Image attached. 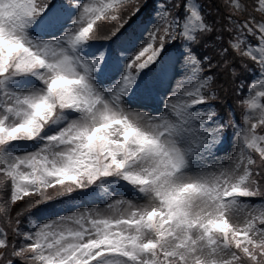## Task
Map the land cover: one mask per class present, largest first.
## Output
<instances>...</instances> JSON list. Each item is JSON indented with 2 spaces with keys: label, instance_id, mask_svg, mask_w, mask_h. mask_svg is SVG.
<instances>
[{
  "label": "snow or ice",
  "instance_id": "1",
  "mask_svg": "<svg viewBox=\"0 0 264 264\" xmlns=\"http://www.w3.org/2000/svg\"><path fill=\"white\" fill-rule=\"evenodd\" d=\"M146 3L0 0V264H264V0H157L139 41L93 48ZM221 75L246 93L239 123ZM97 190L108 214L41 222Z\"/></svg>",
  "mask_w": 264,
  "mask_h": 264
},
{
  "label": "trees",
  "instance_id": "2",
  "mask_svg": "<svg viewBox=\"0 0 264 264\" xmlns=\"http://www.w3.org/2000/svg\"><path fill=\"white\" fill-rule=\"evenodd\" d=\"M54 3H58L60 2V0H53ZM144 0H141V3H143ZM157 5V0H147V3L145 4V6L141 9V11L135 15L130 23L128 25L125 26V28L122 30L121 35L119 36L118 39H113L111 41H105L103 39L94 41L93 44H110L112 47H115V44L118 42V40L125 36L128 35L130 32L136 33V28H135V24L136 23H140V24H144L148 22V19L150 17H152L153 13L155 12V8ZM207 7V5L205 6ZM216 7V5H213V8ZM131 10V7H129V11ZM223 14V9H221V15ZM213 17H210V19H212ZM150 20V19H149ZM105 27H107V25H105ZM254 42V41H253ZM170 53L175 54V49H169L168 50ZM249 63V67L255 69V64H253L251 61L248 62ZM240 80L244 81L245 84V89H247V86L249 84V82L253 79L252 74H249L247 72H242L241 73V77L239 78ZM219 80H223L226 88H227V92L225 93L224 91H221L220 95L222 97V100L224 101L223 103H217L216 104V108L217 110L220 112L221 115H224L226 113L227 109H232L235 111V118L236 121H240L241 120V109L237 107V100H239L241 98V95L246 94H238L237 88H238V83L239 80L237 81H233L231 79H225L223 75H221V77L219 78ZM219 82V81H218ZM233 129H229V135H231ZM59 189H48V194L49 195H55L56 191H58ZM78 193V192H77ZM80 193H85V192H80ZM10 194H11V187H10V183L9 186L7 188L6 191H4L3 193H0V197H2V199H0V203H3L6 200L10 199ZM76 194V193H74ZM73 194V195H74ZM87 194V193H85ZM36 200L38 199L37 196L32 195L30 197H26L25 200ZM71 198L68 197H61L59 199L53 200V201H49L47 204H55V205H60V204H64L67 205V207H69V203ZM69 200V201H68ZM258 199H253V203H258ZM47 204L41 205L40 208L43 210L45 208V206ZM21 203L17 202L15 204L12 205V215H15V212L20 208ZM35 212V210H34ZM31 218L28 219H23L22 220V224L21 227L22 228H30L31 227ZM14 261H16V264H19V261L17 260V258H13Z\"/></svg>",
  "mask_w": 264,
  "mask_h": 264
},
{
  "label": "rangeland",
  "instance_id": "3",
  "mask_svg": "<svg viewBox=\"0 0 264 264\" xmlns=\"http://www.w3.org/2000/svg\"><path fill=\"white\" fill-rule=\"evenodd\" d=\"M155 15V12L153 13V17ZM153 17L151 19L150 26L152 25ZM145 34V29L140 31L139 34H132L131 32L121 37L118 42L115 44V48L121 41H131L132 43H136L139 41L142 37V35ZM101 47H109V45L104 44H93V48H101ZM130 106L134 109H145L148 108L150 111L154 110L151 106L147 105L142 99L139 97H132L130 101ZM29 150H34V148L29 147ZM233 151V145L231 142L225 143L223 149L220 152L221 158L226 157L228 154H230ZM113 191V194L119 198L121 196L125 197L126 199H134V194L131 192H128L123 187L115 186L113 185L111 189ZM70 200V199H69ZM68 200V201H69ZM111 199L109 197L104 196L99 190H97L96 194H81L80 192L74 194L70 200L69 207L64 204L55 205V204H47L45 208L38 213V215L41 217V222L44 220H51L59 216H65L69 215L71 213H78L85 209H93V208H100L105 210V214H108L106 211V205L111 203ZM134 202L137 204H146L148 203L147 200L140 198V199H134ZM32 226V225H31Z\"/></svg>",
  "mask_w": 264,
  "mask_h": 264
}]
</instances>
